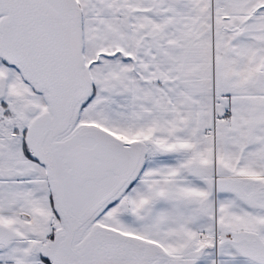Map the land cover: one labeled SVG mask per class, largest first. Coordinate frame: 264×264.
I'll return each instance as SVG.
<instances>
[{
    "label": "snow or ice",
    "instance_id": "1",
    "mask_svg": "<svg viewBox=\"0 0 264 264\" xmlns=\"http://www.w3.org/2000/svg\"><path fill=\"white\" fill-rule=\"evenodd\" d=\"M0 264H264V0H0Z\"/></svg>",
    "mask_w": 264,
    "mask_h": 264
}]
</instances>
